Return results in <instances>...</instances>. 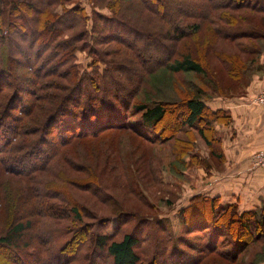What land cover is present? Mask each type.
Wrapping results in <instances>:
<instances>
[{
  "label": "trees",
  "instance_id": "obj_1",
  "mask_svg": "<svg viewBox=\"0 0 264 264\" xmlns=\"http://www.w3.org/2000/svg\"><path fill=\"white\" fill-rule=\"evenodd\" d=\"M87 1L90 11L81 0H0V95L6 87L10 88L9 95L0 101V133L8 132L0 135L2 169L27 178L32 170H46L71 138L88 132L98 134L108 127H129L137 132H141V128L149 130L151 135L141 132L142 136L158 142L162 140V134L154 127L168 119L187 136L197 132L214 158L221 161L222 140L213 123L227 124L231 116L229 111L213 110L207 105L208 100L227 95L212 90L215 88L212 81L209 83L213 88L204 91L192 87L195 94L184 97L182 101L157 99L147 102L136 100L135 96L146 75L159 68L174 72H203L201 62L190 53L174 58L173 46L165 47L163 50L166 52L150 62L152 56H148V50L155 40L163 47V41L170 38L176 41L198 31L197 19L208 20L207 25L217 18L236 21L235 15L227 12H216L212 16L217 9H244L262 15L254 24L233 21L235 23L232 22L230 29L213 28L222 40L233 42L239 38H252L264 42V0ZM69 2L73 4L65 6ZM55 4L62 6L60 11L52 8ZM171 4H178L174 12H170ZM254 17L250 16L251 19ZM153 19L160 23H153ZM140 20L147 24H140ZM111 45L121 49L110 48L109 53H114L117 48L122 53L115 58L107 55L104 46L113 47ZM241 48L245 51L246 47ZM261 48L252 47L255 54L253 62L245 67L232 64V71L237 69L240 76L247 70L254 72L264 53V47ZM27 49L34 50L33 56L28 55ZM77 52H86L91 58L87 68L79 70ZM128 65L136 73L135 83L124 76ZM52 76L67 77L68 83L61 86L62 92L56 93V102L47 116L41 119L38 131L29 129V133H24V127L29 124L20 114L27 117L33 106L29 107L21 91L35 97L41 86L55 83L50 78ZM249 80L244 88L249 85ZM228 95L233 97L234 94ZM15 103L17 107H14ZM173 104L179 105L178 113H175ZM128 109L132 115L130 119L126 113ZM15 110L19 114L13 112ZM52 133L57 136L59 144L46 139ZM189 143L181 140L179 155L190 156L188 165L206 167L207 160L191 149ZM37 184L38 188H34L39 198L55 195L54 188ZM81 185L93 187L88 182L78 184ZM98 196L106 197L105 194ZM40 201L42 199L36 200V204ZM12 204L14 202L9 203L10 208ZM81 210L77 206L68 210L72 221L78 225L45 227L41 229V235L40 229L37 230L36 237L31 220L11 219L0 235V246L4 245L9 250L24 249L22 255L28 257L29 262L25 263L13 250L14 253L7 255V264H95L96 260L104 257L107 264H140L145 258L147 264H156L157 261L160 264H200L204 258L215 254L234 261L252 243H264V204L240 210L236 203H222L218 197L192 195L178 210L180 229L173 236L167 226L155 217L149 219L119 210L109 216L97 217L93 222L82 223ZM113 217L115 222L112 224ZM131 220L134 222L132 228L123 231L117 239L122 226ZM150 221H153V227L156 226L157 236L148 234L145 228ZM198 238H202V242ZM83 241H89L88 247H91L85 258L79 253ZM145 241L152 244L151 252L149 255L145 253L142 259Z\"/></svg>",
  "mask_w": 264,
  "mask_h": 264
},
{
  "label": "rangeland",
  "instance_id": "obj_2",
  "mask_svg": "<svg viewBox=\"0 0 264 264\" xmlns=\"http://www.w3.org/2000/svg\"><path fill=\"white\" fill-rule=\"evenodd\" d=\"M81 2L90 11L91 7L88 1L81 0ZM67 4L72 5L73 3H66L65 6ZM178 4H171L169 6V8H172L170 12H174L175 8H178ZM61 7L60 4H55L52 8L60 11ZM216 12L234 14L236 21L233 18H224L223 20L217 18L214 19L215 22H209L210 25H207L208 20L204 22L197 19L198 31L191 32L185 38L176 41L171 38L163 41L164 48L161 46L162 43L155 40L150 44L148 50V56H152L149 58L148 62H150L154 58L163 55L166 52L163 50L165 47L169 49L173 46L174 58H180V56L190 53L194 59L201 62L203 72L199 74L195 72H174L168 68H159L146 75L142 88L135 96L136 100L147 102L157 99L182 101L184 97L195 94L192 87H195V89L202 88L204 91L213 88L209 80L215 86L212 90L223 92L227 94L226 96H229L228 93L232 92L233 96L245 94V91H243L246 89L244 88L245 83L249 78V81H252V77L258 71V66H255L254 72L253 70L251 72L247 70L241 76L237 69L232 71V67L233 65L245 67L251 64L255 58L252 47L256 46L258 49H262L264 42L252 38H239L238 41L233 40V42L222 40V37L218 36L213 28L218 26V28L230 29L233 27V23L238 21L254 24V22H258L262 15L244 9H217L212 12V16H215ZM242 14L245 17H242ZM249 15L255 16L254 19H251ZM140 21V24H147ZM153 23L160 22L155 20ZM209 30L213 32H208ZM238 43H242V45ZM241 46L246 47L245 51L244 49L242 51ZM116 47L121 49L120 46H104V51L107 55L115 58L122 53L121 50L117 48L114 53H109V50ZM122 49L126 48L122 47ZM27 50L28 55L33 56L34 50ZM90 62L91 58L86 52H77L76 63L79 70L87 68ZM124 76L135 83L136 73L132 66L128 65L127 74H124ZM50 78L54 79L55 83L41 86L38 92L36 91L35 97L28 95V92L21 91V95L23 98L26 97L29 107L33 106L27 117L20 114L24 122L27 125L29 124L28 127H24V133H29V129L38 131L41 119L47 116L56 102V93L62 92L61 86L68 83L67 77L52 76ZM9 93L10 88L6 87L0 95V101L3 102ZM15 104L14 107H17L18 104ZM173 106H175V113H178L180 111L178 110L179 105L173 104ZM30 108L26 109V113ZM129 111V109L126 111L128 114L126 115L130 119L132 115ZM13 112L19 114L16 110ZM154 128L161 132V141L145 139L142 133L151 135L152 133L149 130H142L141 128V133L129 127H108L98 134L88 132L78 135L71 138L72 140L68 144H63L60 155L51 161L46 170H32L31 175H27V178L22 174L9 173L8 170H3L0 164V235H2L11 219L14 220V217L31 220L34 227V237H36L35 234L39 229L41 235L40 231L45 227L78 225L75 223L76 221H72L71 215H69L68 210L71 206L82 209V223L93 222L97 217L109 216L119 210H124L140 216L144 215L149 219L155 217L167 226L166 228L172 236L176 234L180 229L178 210L189 198V196L187 198V193L195 189L193 181H188L185 175L190 168L196 165H188L187 162L191 159L188 154L182 153V155H179L181 140L190 142L188 145L191 146V149L204 159L208 158L212 167L219 168L221 165L197 132L194 131V133L187 136L169 119L159 123ZM76 132L78 133V129H76ZM3 133L8 134L4 131L0 135H3ZM170 134H172L171 137H169ZM46 139L52 141L55 145L60 143L54 133L47 135ZM51 167H54V169H51ZM197 167L205 168L202 165H197ZM86 182L93 184V187L78 186L79 183L84 184ZM37 183H41L46 188H54L56 190L53 192L55 195L39 198L36 195L38 192L34 188V186L38 188ZM134 191L140 192L141 195L135 194ZM99 194H105L106 197L100 198ZM38 199H42V201L36 204ZM10 202H14L11 208L9 206ZM8 206L10 211L14 210L13 214L10 213ZM111 220L110 223L113 224L115 217ZM133 223L132 220L125 223L122 226V232L116 238H120L123 231H129ZM152 223L153 221H150L145 228H147L148 234L157 236L156 226L153 227ZM2 224L4 228L1 227ZM145 228H143L144 231ZM201 236L202 234H200ZM197 240L202 242V238ZM151 243L154 245V241H151ZM35 245H37L36 239ZM88 245L89 241H83L79 249V253L84 258L91 248ZM151 245L148 244V241H145L142 245L145 247L142 259L145 253L150 254ZM13 250H9L4 245L0 246V264H7V255L9 252L14 253ZM14 251L25 263L29 262V258L22 255L24 249L20 250L18 248ZM104 258L96 260L95 264H107V258ZM143 261L140 264H147L146 258ZM156 264L160 263L157 261ZM200 264H264V243H252L234 261H228L215 254L207 256Z\"/></svg>",
  "mask_w": 264,
  "mask_h": 264
},
{
  "label": "crops",
  "instance_id": "obj_3",
  "mask_svg": "<svg viewBox=\"0 0 264 264\" xmlns=\"http://www.w3.org/2000/svg\"><path fill=\"white\" fill-rule=\"evenodd\" d=\"M257 70L245 94L218 96L206 102L213 110L229 111L231 119L227 124L213 123L222 140L221 166L212 167L206 158L205 168H190L185 178L193 181L195 189L187 198L196 194L218 197L222 203H236L240 210L264 204V167L252 164L253 154L264 148V107L254 100L264 88V53Z\"/></svg>",
  "mask_w": 264,
  "mask_h": 264
},
{
  "label": "built area",
  "instance_id": "obj_4",
  "mask_svg": "<svg viewBox=\"0 0 264 264\" xmlns=\"http://www.w3.org/2000/svg\"><path fill=\"white\" fill-rule=\"evenodd\" d=\"M255 102L264 107V88L259 90L254 98ZM252 164L255 167H264V148L257 150L252 156Z\"/></svg>",
  "mask_w": 264,
  "mask_h": 264
}]
</instances>
